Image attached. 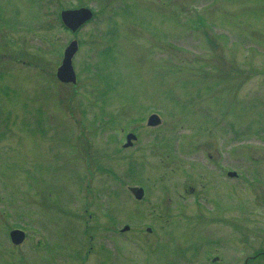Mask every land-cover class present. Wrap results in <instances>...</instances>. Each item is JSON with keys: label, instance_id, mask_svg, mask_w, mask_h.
Returning a JSON list of instances; mask_svg holds the SVG:
<instances>
[{"label": "rangeland", "instance_id": "1", "mask_svg": "<svg viewBox=\"0 0 264 264\" xmlns=\"http://www.w3.org/2000/svg\"><path fill=\"white\" fill-rule=\"evenodd\" d=\"M81 7L73 31L61 12ZM72 40L74 83L57 76ZM263 250L264 0H0V264H264Z\"/></svg>", "mask_w": 264, "mask_h": 264}, {"label": "water", "instance_id": "2", "mask_svg": "<svg viewBox=\"0 0 264 264\" xmlns=\"http://www.w3.org/2000/svg\"><path fill=\"white\" fill-rule=\"evenodd\" d=\"M92 11L86 7L76 8V9H65L61 12V17L64 23L70 27L73 31H76L81 25H83L87 20L92 17ZM78 50V41L72 40V42L65 49L64 58L61 66L58 68L57 76L63 82H74L77 80L76 72L73 67V56ZM76 82V81H75ZM161 122L160 116L156 113H153L149 119L148 124L150 125H158ZM128 141L124 146L128 147L133 144V140L137 139V135L134 133H130L127 136ZM133 195L136 196L137 199L143 198L144 188L138 186H132L131 188ZM128 227V226H126ZM12 240L14 243H20L23 241L25 237V232L21 229H13L10 232Z\"/></svg>", "mask_w": 264, "mask_h": 264}, {"label": "flooded vegetation", "instance_id": "3", "mask_svg": "<svg viewBox=\"0 0 264 264\" xmlns=\"http://www.w3.org/2000/svg\"><path fill=\"white\" fill-rule=\"evenodd\" d=\"M216 155L219 157L220 156V158H222V153H220V155H219V152L218 153H216ZM211 156V155H210ZM213 156H215V155H213ZM224 158H226V155L224 156ZM219 160V159H218ZM218 160H215V165H216V167L218 168V167H221L222 168V170L225 172V173H227L228 174V176L229 177H233L234 179H240L241 178V171H239V169H237L236 167H230L228 164H227V167H226V165H224L223 163L221 164ZM225 160V159H224ZM232 171H235V172H237L236 174H232L233 172ZM244 171L242 170V173H243ZM240 173V175H238ZM243 182H245V183H247V180L246 179H244L243 181H242V183ZM259 182H261V179H259ZM258 182V183H259ZM231 191V190H230ZM193 200H194V202H195V204H198V205H201V204H203L204 203V201H205V203L206 202H208V203H210V202H212V201H214V196H212L211 194H210V196H207V194L206 193H202V195H196L194 198H193ZM204 200V201H203ZM210 201V202H209ZM193 202V203H194ZM264 251V250H263ZM262 251V252H263ZM246 264H250L249 262H247Z\"/></svg>", "mask_w": 264, "mask_h": 264}]
</instances>
